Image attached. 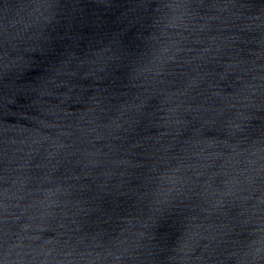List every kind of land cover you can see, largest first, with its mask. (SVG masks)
Segmentation results:
<instances>
[{
  "label": "water",
  "instance_id": "water-1",
  "mask_svg": "<svg viewBox=\"0 0 264 264\" xmlns=\"http://www.w3.org/2000/svg\"><path fill=\"white\" fill-rule=\"evenodd\" d=\"M0 264H264V0H0Z\"/></svg>",
  "mask_w": 264,
  "mask_h": 264
}]
</instances>
